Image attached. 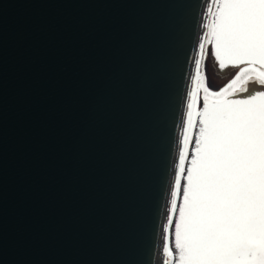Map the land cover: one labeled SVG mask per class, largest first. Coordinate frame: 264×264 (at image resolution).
<instances>
[{
	"label": "water",
	"instance_id": "95a60500",
	"mask_svg": "<svg viewBox=\"0 0 264 264\" xmlns=\"http://www.w3.org/2000/svg\"><path fill=\"white\" fill-rule=\"evenodd\" d=\"M204 1L0 0V264H154Z\"/></svg>",
	"mask_w": 264,
	"mask_h": 264
},
{
	"label": "snow or ice",
	"instance_id": "6c2138e0",
	"mask_svg": "<svg viewBox=\"0 0 264 264\" xmlns=\"http://www.w3.org/2000/svg\"><path fill=\"white\" fill-rule=\"evenodd\" d=\"M207 13L162 229L165 264H264V0H211ZM206 60L228 75L223 86Z\"/></svg>",
	"mask_w": 264,
	"mask_h": 264
},
{
	"label": "rangeland",
	"instance_id": "374dc122",
	"mask_svg": "<svg viewBox=\"0 0 264 264\" xmlns=\"http://www.w3.org/2000/svg\"><path fill=\"white\" fill-rule=\"evenodd\" d=\"M202 32H201V29H200V34H199V40H198V43L203 39V36H204V22L202 23ZM201 37V38H200ZM209 48L211 47V46H208ZM197 49V48H196ZM197 50H196V53H195V55H194V57L195 56H197ZM210 61L211 60H206V67H205V70H206V73L210 76V79H211V81H212V83L216 86V87H220V86H222L223 85V82L224 81H226V79L228 78V75H226V74H219V73H217V71H216V68L215 69H213L214 71H211V72H209L210 70H209V66H208V64L210 63ZM209 70V71H208ZM190 75H194V72H195V69H194V64H193V66L190 68ZM231 72H229V74H230ZM191 91V83H190V81L188 80V88H187V91H186V95H187V93L188 92H190ZM185 95V96H186ZM183 107H184V109H183V113H182V117H181V119H182V121H181V124H180V132H179V137H178V145H177V149H176V152H175V154H176V156H175V160H174V168H173V171H172V174H171V177H172V179H171V182H170V186H169V188H170V190H171V188H172V186H173V183H174V175H175V171H176V166H177V164H178V155H179V150H180V147H181V143H182V139H183V124H184V122L186 121V117H187V107H186V98H185V101H184V105H183ZM170 190H169V195H168V202H167V205H166V214H165V218H164V221H163V223H164V226H165V223H166V216L168 215V208H169V206H170ZM163 226V227H164ZM162 235V237H161V240H160V244H159V246H160V249H159V258H160V260H159V262H160V264H165V261L168 259L167 257H165L164 256V254H163V243H164V240H163V234H161Z\"/></svg>",
	"mask_w": 264,
	"mask_h": 264
},
{
	"label": "flooded vegetation",
	"instance_id": "af4514ba",
	"mask_svg": "<svg viewBox=\"0 0 264 264\" xmlns=\"http://www.w3.org/2000/svg\"><path fill=\"white\" fill-rule=\"evenodd\" d=\"M204 3H205V5H204V8H203V19H202V23H203V20H204V25H205V23L207 22V20H208V13H207V8H208V5L211 3V0H205L204 1ZM201 26H202V24H201ZM204 32H205V28H204ZM207 64V63H206ZM208 66H209V72H211V71H214L213 69H215L216 68V71H217V73H219V74H225L224 72H221L219 69H218V67L216 66V64L214 63V61H210V63L208 64ZM229 72H234V71H236L235 69H232V70H228ZM227 80H228V78L226 79V81H224L223 82V84H225L226 82H227ZM223 86V85H222ZM221 87V86H220Z\"/></svg>",
	"mask_w": 264,
	"mask_h": 264
},
{
	"label": "bare ground",
	"instance_id": "6f19581e",
	"mask_svg": "<svg viewBox=\"0 0 264 264\" xmlns=\"http://www.w3.org/2000/svg\"><path fill=\"white\" fill-rule=\"evenodd\" d=\"M203 22H204V20H203ZM203 26V25H202ZM201 32H202V28H201ZM201 38V37H200ZM197 46H198V44H197ZM197 46H195V52H194V55H195V53H196V48H197ZM194 55L191 57V62H190V68L193 66V63H192V58L194 57ZM193 75V74H192ZM159 250L156 252V254H155V262H154V264H160V262H159V260H160V258H159ZM161 261V260H160Z\"/></svg>",
	"mask_w": 264,
	"mask_h": 264
}]
</instances>
